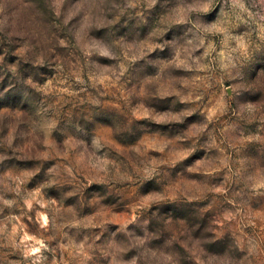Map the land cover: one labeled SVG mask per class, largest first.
<instances>
[{"label":"rangeland","instance_id":"374dc122","mask_svg":"<svg viewBox=\"0 0 264 264\" xmlns=\"http://www.w3.org/2000/svg\"><path fill=\"white\" fill-rule=\"evenodd\" d=\"M0 264H264V0H0Z\"/></svg>","mask_w":264,"mask_h":264}]
</instances>
